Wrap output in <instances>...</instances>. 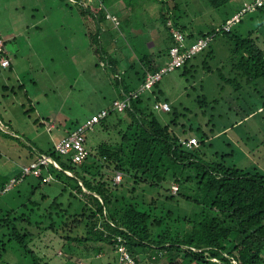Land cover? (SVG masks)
I'll use <instances>...</instances> for the list:
<instances>
[{
    "label": "rangeland",
    "instance_id": "1",
    "mask_svg": "<svg viewBox=\"0 0 264 264\" xmlns=\"http://www.w3.org/2000/svg\"><path fill=\"white\" fill-rule=\"evenodd\" d=\"M164 1L166 5L159 8L154 0H102L103 12L113 16L112 21L99 10L93 14L91 9L98 0H0V35L6 41L11 63L10 69L0 67V175L16 174L15 168L35 160L38 152L48 154L54 143L76 125L119 99L121 87L135 88L134 74L142 71L137 64L140 57L150 55L163 66L169 62L166 54L170 39L160 10L166 13L176 4L173 12L182 15L180 24L195 33H208L244 0H228L220 9L211 8L206 0ZM254 16L245 17L232 33L245 34L257 23L250 21ZM258 32L263 42L264 26ZM231 47L224 35H215L208 48L188 62L187 75H183V68L164 74L155 94L160 104L167 102L178 112L179 123L194 130L200 128L206 135L205 145L199 148L202 159L218 162L221 156L231 154L225 160L228 166L264 174V85L259 80L257 87L234 93L231 86L220 81L218 69L228 77ZM106 62H111L110 66ZM131 62L137 64L132 70L127 68ZM3 86L8 92L2 90ZM203 98L205 103H199ZM29 103L32 111H28ZM154 115L161 125L172 120V111L154 110ZM120 118L128 121L127 115ZM114 122L115 116H111L106 120L109 131L96 125L86 133L91 154L102 142H109ZM50 126L53 129L47 132ZM31 151L35 152L30 158ZM65 185L68 191L63 192ZM73 186L65 178L42 184L27 176L11 192L0 194V210H16L21 215L25 214L22 205L32 202L28 211L44 221L54 198L63 205L77 203V199L69 198ZM162 186L168 188L169 184ZM172 187L177 185L170 186L171 192ZM80 202L85 200L81 198ZM28 230L36 235L29 238L28 247L41 264H116L117 256L107 246L99 255L89 246H78L74 253L66 254L60 235L40 231L36 222ZM0 241L5 245L0 264H32L10 234L0 233ZM145 258L146 264H157Z\"/></svg>",
    "mask_w": 264,
    "mask_h": 264
},
{
    "label": "trees",
    "instance_id": "2",
    "mask_svg": "<svg viewBox=\"0 0 264 264\" xmlns=\"http://www.w3.org/2000/svg\"><path fill=\"white\" fill-rule=\"evenodd\" d=\"M206 1L213 9H220L228 3V0ZM254 1L241 2L237 10L223 18L219 27L208 33L196 34L187 25L180 24L178 20L182 15L173 12L177 10L176 4L167 8L166 13H161L160 10V19L170 39L166 55L169 57V51L175 45L169 21L172 27L186 35V46L197 38L222 34L232 44V58L228 77L222 70H217L220 81L231 86L234 93H239L246 87H257L259 80L264 85V41L261 42L258 35L259 29L264 26V3L243 14L240 22L230 31L221 29L226 21L242 11L246 3ZM103 3L98 0L91 9L93 14L95 15V10H99L104 18L115 21L113 16L103 12ZM153 4L160 8L166 2L154 0ZM249 15H256L250 21L253 23L255 20L257 23H253L245 34L237 36L232 33ZM0 41V67L10 69V59L5 51L6 41L1 35ZM111 41L114 42L113 39ZM158 56L161 61V54ZM3 59L8 61L6 67L1 65ZM190 60L180 67L184 69L183 75L189 73L186 65ZM110 64L111 62H106V65ZM137 64L142 71L134 74L135 88L121 87L119 99L112 101L108 108L91 114L82 124L73 128L83 126L103 111L107 112L106 116L83 134L86 156L80 164L71 163L72 152L61 154L56 150V145L72 129L54 143L48 154L38 152L35 160L31 159L25 166H18L16 174L0 175L1 195L11 192L27 176L39 179L42 184L43 177L47 175L52 180H71L74 186L70 188L69 198L77 199V203L68 202L63 205L58 198H54L48 206L44 221L34 212L28 211L27 206H31L32 202L22 205L25 214L17 215L16 210H0V233L10 234L22 253L30 257L32 264H41L37 254L27 244L29 238L31 240L32 236H36L28 230L33 222H36L40 231L60 235L64 241L61 248L66 254L74 253L78 246H89L99 255L105 253L107 246L109 251L116 254V264H126L119 260L121 247L133 264H146L145 257L149 262L153 260L157 264H264V174L257 170L246 172L228 166L225 160L231 154L221 156L222 159L218 162L202 159L204 156L199 148L205 145L206 135L200 128L194 130L185 123H179L178 112L171 110L170 106L172 120L168 125H161L154 115V110H159L154 106L159 103L155 94L159 81L149 90L141 91L140 88L148 75L158 73L165 65L157 63L150 55L140 57ZM137 64L128 63L127 68L132 70ZM7 89L6 86L2 87L4 92H8ZM125 96L131 98L130 108L122 113L114 111L113 103L122 101ZM201 102L205 103V99L199 101ZM32 109L30 105L28 111ZM123 114L127 115L128 121L120 118ZM111 116H115V122L111 126L113 131L109 142H102L95 153L91 154L86 147V133L93 131L96 125H101L103 131H109L106 120ZM52 129L47 127L46 130L50 132ZM196 132L200 136L195 135ZM191 139L197 141V146H186ZM34 152L29 153L30 158L34 156ZM43 157L54 160L62 170H57L52 165L48 168L41 165L40 176L25 173V168L38 163ZM117 173L122 177L120 183L114 182ZM12 180L15 183L8 188ZM164 183L169 184L168 188L162 186ZM172 184L177 185L175 193L170 190ZM67 189L65 185L62 191L66 192ZM81 198L85 202H80ZM0 245V253L4 254L5 245L3 246L2 241Z\"/></svg>",
    "mask_w": 264,
    "mask_h": 264
},
{
    "label": "built area",
    "instance_id": "3",
    "mask_svg": "<svg viewBox=\"0 0 264 264\" xmlns=\"http://www.w3.org/2000/svg\"><path fill=\"white\" fill-rule=\"evenodd\" d=\"M264 3V0H255L251 4H245L242 11L226 21L225 25L221 28L222 30L228 32L232 29L233 26H235L237 23L240 22L241 16L245 13L251 12L254 10L256 6H261ZM168 25L170 26V34L172 37V40L174 41L175 45L171 48L169 51V62L156 74L148 75L145 84L140 88L142 91H146L151 89V87L158 81H160L161 77L177 68L182 67L188 60H190L194 55L197 53L206 50L209 42L212 40V37L209 38H197L194 42H192L191 45L186 46L185 41L186 35L181 32L179 29L174 28L171 26V22H168ZM218 31V30H217ZM2 47V43L0 41V49ZM2 67H6L8 65V61L6 59H3L1 62ZM138 94V93H136ZM136 94L133 96L136 97ZM131 106V98L130 96H125L122 101L114 102L112 109L114 111H117L119 113H122L126 108H130ZM156 109L162 110V111H169V105L166 103L160 104L157 103L154 105ZM107 112L103 111L100 115L93 116L89 121H87L83 126H78L75 129L72 130V132L65 138H63L57 145L56 150L61 154H68L70 152L73 153L71 158V163L74 165H78L82 162L83 158L86 156V149L84 148V137L83 134L86 132V130L91 129L92 125L94 123H97L100 118H103L106 116ZM186 146L191 148L193 146H197V141L195 139H191L188 143H186ZM41 165L48 168V166L52 165L57 170H62L59 165L52 159L43 157L38 161V163H32L28 168H25V173H32L34 176L38 177L42 174L41 168H39ZM68 175L70 173L64 171ZM121 174L117 173L114 182L120 183L121 182ZM52 181V178L50 175H47L43 177L42 182L44 184L49 183ZM15 183V180H12L10 185H8V188L13 186ZM172 192H176L177 188L172 187ZM120 252V263L126 262V264H133L132 259L128 256L125 249L123 247L119 248Z\"/></svg>",
    "mask_w": 264,
    "mask_h": 264
},
{
    "label": "crops",
    "instance_id": "4",
    "mask_svg": "<svg viewBox=\"0 0 264 264\" xmlns=\"http://www.w3.org/2000/svg\"><path fill=\"white\" fill-rule=\"evenodd\" d=\"M189 27V26H188ZM191 29V28H190ZM192 30V29H191ZM193 31V30H192ZM197 34V33H196ZM30 105H32L31 103H30ZM51 127V126H50ZM0 130L2 131L3 130V127L1 126V124H0ZM25 165H27V164H21L20 166L22 167V166H25ZM18 168V167H17ZM16 169V168H15ZM14 172H15V170H14ZM4 173V172H3ZM1 175H2V173H1Z\"/></svg>",
    "mask_w": 264,
    "mask_h": 264
},
{
    "label": "clouds",
    "instance_id": "5",
    "mask_svg": "<svg viewBox=\"0 0 264 264\" xmlns=\"http://www.w3.org/2000/svg\"><path fill=\"white\" fill-rule=\"evenodd\" d=\"M213 38V37H212ZM167 104V103H166ZM67 174V173H66ZM69 176H72L71 174Z\"/></svg>",
    "mask_w": 264,
    "mask_h": 264
},
{
    "label": "water",
    "instance_id": "6",
    "mask_svg": "<svg viewBox=\"0 0 264 264\" xmlns=\"http://www.w3.org/2000/svg\"><path fill=\"white\" fill-rule=\"evenodd\" d=\"M84 191H86V190H84Z\"/></svg>",
    "mask_w": 264,
    "mask_h": 264
}]
</instances>
